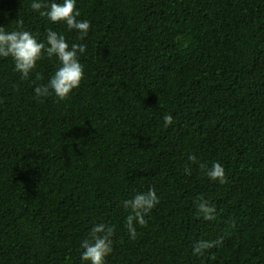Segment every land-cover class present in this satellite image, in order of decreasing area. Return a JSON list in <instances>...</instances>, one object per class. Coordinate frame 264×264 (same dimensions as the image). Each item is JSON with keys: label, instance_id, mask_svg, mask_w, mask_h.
I'll return each instance as SVG.
<instances>
[{"label": "trees", "instance_id": "16d2710c", "mask_svg": "<svg viewBox=\"0 0 264 264\" xmlns=\"http://www.w3.org/2000/svg\"><path fill=\"white\" fill-rule=\"evenodd\" d=\"M33 2L0 0V26L86 45L84 77L38 99L56 57L27 80L0 57V264H82L100 223L114 227L105 264H264V0H75L82 40ZM213 163L226 182L199 167ZM149 188L159 203L130 239L123 202Z\"/></svg>", "mask_w": 264, "mask_h": 264}, {"label": "clouds", "instance_id": "9594fccd", "mask_svg": "<svg viewBox=\"0 0 264 264\" xmlns=\"http://www.w3.org/2000/svg\"><path fill=\"white\" fill-rule=\"evenodd\" d=\"M31 9L39 13L40 16H46L52 23L64 22L69 30H76L80 33L78 39H84L90 28L87 20H77L80 12L76 10L75 0H63V3L52 2L50 5L34 2ZM41 9H45L41 11ZM23 25L22 20L17 21V26ZM86 45L69 43L63 35L49 30L46 37V44L38 42L29 31H11L6 32L3 26H0V57H11L14 61V70L21 74V79L27 80L36 67L37 61L43 56L49 58L56 57L59 67L50 77L46 85L37 86L34 89L36 98H43L54 95L58 102H62L69 94L79 87L84 77V68L79 62L78 54L84 53ZM37 78L39 75L37 74ZM165 126L173 123L171 115L163 117ZM188 160L195 163V155H189ZM207 178L212 181L226 182L225 170L219 163H213L211 167L199 164ZM185 172L190 174V169L185 168ZM159 203V197L154 188H149L146 192L137 193L132 199L125 200L123 207L129 211L126 217V228L130 239H136L135 225L144 226L147 221L145 217ZM197 214L205 221L215 219V208L209 204V201L201 197L196 206ZM114 227L100 223L92 227L89 237L81 243V261L89 264H105V257L112 252V237ZM223 243L222 238L213 241L198 240L193 244V255L202 256L205 250L211 249Z\"/></svg>", "mask_w": 264, "mask_h": 264}]
</instances>
